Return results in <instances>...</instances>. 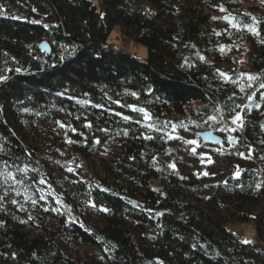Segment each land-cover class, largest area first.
I'll return each mask as SVG.
<instances>
[{
  "label": "trees",
  "instance_id": "trees-1",
  "mask_svg": "<svg viewBox=\"0 0 264 264\" xmlns=\"http://www.w3.org/2000/svg\"><path fill=\"white\" fill-rule=\"evenodd\" d=\"M243 5L0 0V264H264V12ZM218 110L232 175L160 165Z\"/></svg>",
  "mask_w": 264,
  "mask_h": 264
},
{
  "label": "rangeland",
  "instance_id": "rangeland-1",
  "mask_svg": "<svg viewBox=\"0 0 264 264\" xmlns=\"http://www.w3.org/2000/svg\"><path fill=\"white\" fill-rule=\"evenodd\" d=\"M243 4L242 8L245 10L250 8L262 13L264 12V0H243ZM110 41L117 48L124 45L125 49L130 54L135 55L138 60L146 61L148 58V51L145 47L139 45H136V47L132 46L130 40L124 39L121 33L115 32L112 34ZM244 60L243 62L246 63V59ZM231 121L232 123H229L231 125L230 131L234 132L237 128V118H231ZM212 122L213 127L209 130L205 127L197 129L194 126H190L186 131L179 134V136H174L162 154L160 165L178 171H198L211 184H216L221 179L232 175L233 165L239 162V160L228 159L225 156V148L230 149L226 146V143L218 147H212L214 149L211 150L204 148L201 140L197 137L199 132L213 130L219 134L223 130L226 131L228 122L219 110L215 111ZM220 136L224 139L221 134ZM229 229L245 242L256 241L255 231L247 224H231Z\"/></svg>",
  "mask_w": 264,
  "mask_h": 264
},
{
  "label": "water",
  "instance_id": "water-1",
  "mask_svg": "<svg viewBox=\"0 0 264 264\" xmlns=\"http://www.w3.org/2000/svg\"><path fill=\"white\" fill-rule=\"evenodd\" d=\"M40 49L45 54L51 53V48L46 42L41 44ZM198 137L209 147H218L225 142V140L213 130L200 132L198 133Z\"/></svg>",
  "mask_w": 264,
  "mask_h": 264
},
{
  "label": "built area",
  "instance_id": "built-area-1",
  "mask_svg": "<svg viewBox=\"0 0 264 264\" xmlns=\"http://www.w3.org/2000/svg\"><path fill=\"white\" fill-rule=\"evenodd\" d=\"M131 45H132V46H134V44H133V43H131ZM119 48H120V47H118V48H117L116 46H114V50H115V51H118V50H119ZM133 56H134V55H133Z\"/></svg>",
  "mask_w": 264,
  "mask_h": 264
},
{
  "label": "snow or ice",
  "instance_id": "snow-or-ice-1",
  "mask_svg": "<svg viewBox=\"0 0 264 264\" xmlns=\"http://www.w3.org/2000/svg\"><path fill=\"white\" fill-rule=\"evenodd\" d=\"M221 10H223V9H221ZM254 77H250V79H253ZM261 87H264V85H261Z\"/></svg>",
  "mask_w": 264,
  "mask_h": 264
}]
</instances>
